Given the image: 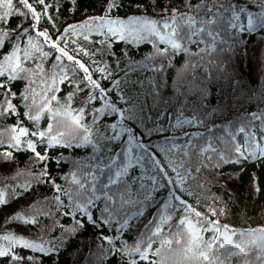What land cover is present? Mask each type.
Listing matches in <instances>:
<instances>
[{
	"label": "snow or ice",
	"instance_id": "1",
	"mask_svg": "<svg viewBox=\"0 0 264 264\" xmlns=\"http://www.w3.org/2000/svg\"><path fill=\"white\" fill-rule=\"evenodd\" d=\"M75 2L76 0H72V3ZM167 2L170 4L171 0ZM211 2L212 0H196L193 4L190 0H181L182 7L176 6L173 10L163 6L164 0H135L137 13L121 17L119 13L125 7L123 0H105L106 6L100 15L90 17L82 23L69 24L62 31L52 32L49 28L40 27L43 18L51 22V28L56 27L53 14L59 12V9L54 8L48 0H0V78L26 81L27 94L20 95L18 99L27 109L31 121H39L41 114L46 113H50L54 121L47 125L46 131L37 129L29 133L27 127L13 128L12 132L17 134L10 137L0 135V146L20 149L22 144H26V148L34 153L35 159L55 164L62 161L52 160L42 154L37 150V144H43L46 148L60 145L65 149H89L91 154L87 161H73L82 177V180L76 181V190L67 192L66 188L56 185L55 191L67 192L72 201L71 208L82 217H72L77 227L84 228L90 224L97 229L100 240L107 241L110 245L108 248L102 243L98 245L97 259L100 264H106V257L113 254L117 257V264H177V260L180 264H198L199 261H210L209 252L217 244L220 248L232 245L237 251L230 255H243L244 264H252V257H255L256 264H264V227L238 232L202 215L184 198L186 193L196 195L193 185L200 186L199 173L206 166L200 156L208 149H197L199 156L193 164L190 155L193 148L189 146L186 150L177 144L175 132L185 127H208V122L214 116L222 115L227 108L225 101L221 106H213L207 112L202 111L203 98L208 95L205 81L211 73L204 69L202 80L197 76L196 70L207 63L210 68L215 67L219 71L223 63L219 60L220 52L227 53L235 47L227 42V29L249 34L257 28L264 29V0H253V4L248 6L230 5L231 17L223 26V32L207 27V24H217V19L213 18V10L208 7ZM251 7H256L258 14L256 17L248 16L245 24L241 21V14ZM183 8L196 15H189ZM17 15L22 20L30 17L32 23L29 28L20 31L21 24H17L15 28L8 27ZM199 16L204 19H198ZM93 33H96L97 39H90ZM198 34H206L210 38V46L206 43L198 51L190 52L189 45L204 43L194 39ZM34 37L41 38L42 43L39 40L33 43ZM25 38L27 46L22 47ZM233 39L236 44L241 42L239 38ZM117 42L137 46L148 42L155 47V54L149 57L150 63L144 66V70L151 68L160 77L171 64L172 57L177 53L187 55L189 61L185 65V72L178 75L173 95H163L165 85L162 78L133 77L128 68H140L142 65H133L125 59L130 55L129 49L115 50ZM69 43L72 45L71 50L68 49ZM41 54L42 57L54 56L49 70H45L42 62L37 61V56ZM105 55H108V59H105ZM261 55L264 56V50ZM83 57L88 59L84 60ZM29 62L34 63L35 67H24ZM34 75H39L43 86L39 94L35 91L36 81L32 79ZM76 76L80 77L78 81L74 79ZM220 79L227 80L233 89L239 88L238 80L227 73H221ZM66 82L74 90L87 93L86 99L76 109L78 115L72 117V126L61 119L65 113L47 107L50 101L56 100V93L61 90L58 85ZM0 89L4 90V97L0 99V116L18 112V105L10 98L17 94L12 93L9 84L5 82H0ZM220 89L224 91L223 85H220ZM190 93L199 94L201 102L190 105ZM74 94L75 91L66 94L69 101ZM237 94H231L233 103ZM37 96L40 97L39 103ZM94 101H101L103 106L95 109L88 122L85 119V108ZM101 115L106 123L97 126ZM253 118H256V114H253ZM214 128L215 125H212L208 127V131L211 132ZM29 135L39 137V140H22V137ZM203 135L199 131L183 132L185 144H190L195 137ZM256 155L259 158L264 153ZM2 156L8 162L12 152L5 151ZM130 172L133 174L129 175ZM39 175L47 179L51 174L45 167ZM88 181L90 184L85 187V182ZM14 196L15 194L8 195L7 190L0 191V204H5ZM55 201L60 202L61 197L55 196ZM150 208H156L157 211L140 240L131 245L126 241L120 243L129 222L143 216ZM169 210L184 213L177 228L187 224L189 231L185 233L188 237L186 245L182 244L179 234L174 237L171 231L163 233L162 225L166 219L164 213L170 214ZM211 211L215 215V209ZM35 214L39 215V212ZM67 214L66 212L65 215ZM12 219L23 220L25 224L35 223L34 220L19 215H14ZM105 227L112 229L111 234L105 235ZM72 231L75 232L76 228ZM208 231L213 235L208 241H203L202 233ZM235 236L239 239L233 241ZM2 239L5 242L0 245V261L3 264H42L39 256H24L21 249L38 254L60 251L57 245L43 239L36 242L22 235H5ZM157 240L159 247L153 251L152 245ZM174 240L177 245H181L180 248H172ZM197 241L206 244L207 251L201 250ZM150 255L159 259L150 260Z\"/></svg>",
	"mask_w": 264,
	"mask_h": 264
},
{
	"label": "trees",
	"instance_id": "2",
	"mask_svg": "<svg viewBox=\"0 0 264 264\" xmlns=\"http://www.w3.org/2000/svg\"><path fill=\"white\" fill-rule=\"evenodd\" d=\"M48 2L54 8L59 9L57 13L50 12V14L55 15L56 27L51 28V22L47 21V18L42 19L40 27L49 28L52 32L62 31L69 24L82 23L90 17L98 16L106 6L105 0H76L75 3H72V0H48ZM190 2L195 4L196 0H190ZM123 3L125 7L119 13L121 17L137 13V9L134 7L135 0H123ZM213 4L216 7L213 8ZM232 4L248 6L253 4V0H212L211 3H208V7L213 10V18L217 19V24H207V27L223 32V26L231 17L229 6ZM163 6L174 10L176 6L182 7V3L181 0H171L169 4L167 0H164ZM183 11L189 15H196L187 8H183ZM257 14L258 9L251 7L250 10L241 14L240 18L243 23L247 24V17H256ZM153 18L156 17L153 16ZM198 19L203 20L204 18L199 16ZM30 23H32L30 17L22 20L17 15L13 17L8 27L15 28L17 24H21L19 30L23 31V29L29 28ZM30 35L33 34L30 33ZM225 37L228 44H233L235 47L227 53L220 52L219 60L223 63L219 71L215 67L210 68L205 63L196 70V74L203 80L204 69H208L211 73L205 81L208 86V95L203 98L204 108L202 111L207 112L209 108L221 106L227 101L226 110L222 115H216L208 122V127L215 125L213 131L209 132L208 127H185L177 130L175 136L177 137V144L185 147L186 150L189 146L193 148L190 153L193 164L199 156V152L196 150L208 149L203 153V156H200L206 166L199 173L198 184L200 186L193 185L196 195H187L186 193L184 198L202 215L239 232L264 227V155H260L259 158L256 155L257 153H264V64H262L264 56L261 55L262 50H264V29L257 28L249 34L229 28ZM233 37L239 38L241 42L236 44ZM97 38L96 33L90 37V39ZM194 39L204 43L198 46L189 45L190 52L198 51L206 43L210 46V38L206 34H198ZM38 40L42 43V39L38 37H34L33 43ZM83 43L87 44V42ZM26 46L27 40L25 38L22 47ZM71 48L72 45L69 43L68 49L71 50ZM121 49H129L130 51V55L125 59L131 61L133 65H142L140 68H128L133 77L151 79L156 76L158 79L162 78L165 85L163 95L165 97L173 95V89L178 84V75L185 72V65L189 61L187 55L177 53L172 57L171 64L160 77L151 68L147 71L144 70V66L150 63L149 57L155 54V47L148 42H143L139 46L117 42L115 50ZM45 50L47 51V48ZM83 59L87 60L88 58L83 57ZM105 59H108V55H105ZM37 61L42 62L45 70H49L53 64L54 56L42 57L41 54L37 56ZM24 67L34 68L35 64L29 62L24 64ZM221 73H227L233 79L238 80L239 88L233 89L227 80H221ZM32 79L36 81L35 91L39 94L43 87L40 77L34 75ZM74 79L78 81L80 77L76 76ZM0 82L8 83L10 91L17 94L10 98L14 104L18 105V112L0 116V135L5 137L16 135L17 133L12 132V129L18 128V126L27 127L29 133L37 129L46 131L47 125L54 123L50 113L41 114V119L36 122L29 119L27 109L18 99L20 95L27 94V84L24 79L18 78L15 81H7L6 78H0ZM220 85H223V92ZM58 87L61 90L57 91L56 100L50 101L47 107L53 111L65 113L66 115L62 116L61 119L67 125L72 126L74 125L72 117L78 115L76 109L86 99L87 93L74 90L72 85L67 82L64 85H58ZM69 91H75L70 101L66 95ZM233 92L238 93L235 96V103H233L231 95ZM3 97L4 90L0 89V99ZM188 101L190 105L199 104L201 97L199 94L190 93ZM39 102L40 97L37 96V103ZM102 106L101 101L88 104L85 108V119L90 122L95 109ZM253 114H256V118H253ZM116 119L119 117L116 116ZM105 123L106 121L101 115L97 120V126ZM196 131L202 132L204 135L195 137L190 144H185L183 132ZM27 139L39 140V137L33 138L30 135L22 137V140ZM209 145H211L210 149ZM37 150L52 160L60 159L62 163L38 161L35 159L34 153L26 148V144H22L20 149L0 146V191L7 190L8 195L15 194L14 198L7 200L5 204H0V245L5 243L2 239L5 235H22L26 239H32L36 242L43 239L45 242H50V244H55L60 248L58 253L50 254H38L32 250L21 249V254L24 256L29 254L39 256L42 259V264H100L97 259L98 245L102 243L105 248L110 247V245L107 241L100 240L97 229L91 227L90 224L84 228L76 226L72 217H80V214L71 208L72 201L67 195V192L76 190V181L82 180L79 175L80 169L74 167L73 161H87L91 154L89 149H65L60 145L46 148L43 144H37ZM5 151L12 152V157L8 162H5L2 156ZM205 157L207 159H204ZM45 167L51 174L47 179L39 175ZM132 174L129 173V175ZM48 180L53 182H47ZM89 184L90 181L85 182V187H88ZM56 185L66 188L67 192H56ZM57 195L61 197L60 202L55 201ZM197 198H199V203H197ZM57 204H62V206L58 207ZM211 209H215V215L212 214ZM156 211V208H150L143 216L130 221L129 226L122 234L120 243L126 241L131 245L135 241H139ZM169 211L170 214L164 213L166 219L162 225L163 233L171 231L174 237L179 234L182 238V244L186 245L188 237L185 233L189 231L187 224L177 228L184 213L179 210ZM36 212H39V215H36ZM66 212L67 215H65ZM93 214L95 215L96 212L94 211ZM14 215L32 219L35 223L25 224L23 220H14L12 219ZM193 224H195L194 219ZM73 228H76L75 232L72 231ZM111 232L110 227H105V235L111 234ZM212 235L211 231L202 233L203 241H208ZM232 239L236 241L239 237L235 236ZM197 244L201 250L207 251L206 244L200 241H197ZM46 246L49 245L46 244ZM158 247L159 240L152 245L153 251ZM180 247L181 245H177L174 240L172 248L178 249ZM235 251L237 249L232 245L220 248L217 244L209 252L210 261H199L198 264H244L245 257L243 255H230ZM52 256L55 258H50ZM156 259L159 258L150 255V260ZM0 264L3 262L0 261ZM106 264H117L116 255L106 257ZM177 264H180L178 260ZM252 264H256L255 257H252Z\"/></svg>",
	"mask_w": 264,
	"mask_h": 264
}]
</instances>
